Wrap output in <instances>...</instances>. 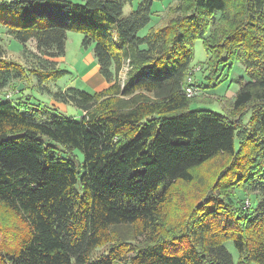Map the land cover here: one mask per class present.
I'll return each instance as SVG.
<instances>
[{"label": "trees", "instance_id": "obj_1", "mask_svg": "<svg viewBox=\"0 0 264 264\" xmlns=\"http://www.w3.org/2000/svg\"><path fill=\"white\" fill-rule=\"evenodd\" d=\"M131 2L3 4L0 23L37 52L28 69L4 57L0 43V207L25 225L14 247L0 227V264H264V0H235L233 12L231 0H180L144 35L152 0L124 14ZM69 31L93 45L106 87H42L50 105L1 95L28 72L39 83L67 74L56 59ZM196 39L212 68L239 62L247 74L232 101L219 100L223 112L188 106L200 98L185 93L199 88L193 73L187 81ZM240 187L256 194L248 209ZM179 197L188 202L182 209ZM121 226L134 241L115 236Z\"/></svg>", "mask_w": 264, "mask_h": 264}, {"label": "rangeland", "instance_id": "obj_2", "mask_svg": "<svg viewBox=\"0 0 264 264\" xmlns=\"http://www.w3.org/2000/svg\"><path fill=\"white\" fill-rule=\"evenodd\" d=\"M10 0H0V21L4 20L7 16V10L3 7L5 2ZM139 0H132L131 3L126 4L124 7V14H127L130 10L134 9L138 4ZM180 3V0H152L151 5V23H149L145 28H143L139 34L144 35L147 33L148 28L153 24V22L163 23L175 15L174 8L177 4ZM231 10L233 12V7L237 5L236 9H239V4L235 3V0H231ZM169 7H172L170 10ZM190 7V4H188ZM218 13L215 14L213 18V26L216 24ZM214 28H212V31ZM83 35L79 32L69 31L66 34L65 41V52L64 55L56 59L57 67L61 70L67 72L64 76H61L56 81H45L39 83L36 76L28 72V77L22 79V81H15L14 88L6 89L1 93L2 96L8 95L10 99H14L19 95H29L30 100L41 102V104L50 105L52 103L51 98L49 97V92H47L42 87H47L49 91L54 92L58 89H64L67 87H74L88 92H93L95 85V77L92 76L89 72L93 67V62L89 61V57L94 59L92 47L93 45L88 46L87 48L82 46ZM0 43L3 48V55L7 59H13L18 63L26 66L28 69L34 68V58L33 55L36 53L35 42L30 40L25 44L20 43L14 39L5 26L0 23ZM193 59L191 61L192 69H190V78L192 75V82L196 83L199 88H194V96L197 95L200 98L193 99L189 102L190 109H208L215 112H223L222 105H225L226 99L233 100L236 90L238 89V84L236 81L238 78L246 77V72L244 71L242 65L239 62H228L226 65H217L212 68L210 64H207L208 54L204 47L203 39H196L193 41ZM212 69L215 71H212ZM127 67H123L121 72L120 81L125 78V72ZM190 80V79H188ZM192 83V84H193ZM42 85V86H41ZM40 87V88H39ZM192 95V96H193ZM195 98V97H194ZM220 99L221 104L219 102ZM231 102L227 103V106H230ZM59 109L67 111L68 114L73 116H79L77 113L79 111L74 107H69L64 104H58ZM246 119V117H245ZM244 119V120H245ZM203 170V171H202ZM202 174L206 177L205 168L201 169ZM175 191H181L184 194L187 189L186 187H174ZM240 187L236 189V194L239 195L240 199L239 205L243 209H248L249 206H253L256 194L252 191L250 187L243 188ZM197 196V191H191L187 193V198L191 200L193 197ZM237 196V195H236ZM177 208L182 209L185 205L188 204L186 200H181L177 198L176 201ZM176 215V213H175ZM0 227L3 232H5V237L3 240L7 241L5 245L14 247L20 237L25 232V225L18 215H14L11 212H7L0 207ZM115 236L124 242L134 241L132 237V232L129 227H118L114 229ZM1 236V234H0ZM139 241H142L140 238ZM126 245V244H125ZM227 249L235 257L237 252L232 244H226ZM128 254V253H127Z\"/></svg>", "mask_w": 264, "mask_h": 264}, {"label": "crops", "instance_id": "obj_3", "mask_svg": "<svg viewBox=\"0 0 264 264\" xmlns=\"http://www.w3.org/2000/svg\"><path fill=\"white\" fill-rule=\"evenodd\" d=\"M89 61H90V62H93V67H92V69H91L90 72H89L92 76L95 77V85H94L93 88H94L95 90H97V89H102V88L106 87L107 84H106L104 78H103V77L100 75V73H99V66H98V64L96 63L95 58L93 59V58L91 57V55H90V57H89ZM69 107H71V106H69Z\"/></svg>", "mask_w": 264, "mask_h": 264}, {"label": "built area", "instance_id": "obj_4", "mask_svg": "<svg viewBox=\"0 0 264 264\" xmlns=\"http://www.w3.org/2000/svg\"><path fill=\"white\" fill-rule=\"evenodd\" d=\"M188 79H191V78L188 77ZM188 79H187V81H188V83H189L190 80H188ZM185 93H186L188 96H192V95L194 94V88H193V86H191V85L186 86V87H185Z\"/></svg>", "mask_w": 264, "mask_h": 264}]
</instances>
